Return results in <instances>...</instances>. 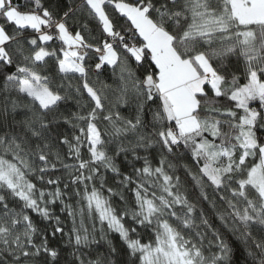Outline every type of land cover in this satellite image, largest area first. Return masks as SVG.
Segmentation results:
<instances>
[{"label":"snow or ice","instance_id":"obj_1","mask_svg":"<svg viewBox=\"0 0 264 264\" xmlns=\"http://www.w3.org/2000/svg\"><path fill=\"white\" fill-rule=\"evenodd\" d=\"M0 264H264V0H0Z\"/></svg>","mask_w":264,"mask_h":264},{"label":"trees","instance_id":"obj_2","mask_svg":"<svg viewBox=\"0 0 264 264\" xmlns=\"http://www.w3.org/2000/svg\"><path fill=\"white\" fill-rule=\"evenodd\" d=\"M17 2H21V0H17ZM80 2H81V0H75V3H76V4H79ZM80 22H81V23H84L83 20H81ZM69 23H71V20L69 21ZM121 23H122V21H121ZM49 43H50V45H51L52 47H58V44H56V43H53V42H49ZM50 63H51V62H50ZM109 72H110V70H109ZM101 79H105V77L102 76ZM107 83L112 84L113 81H112L111 79H107ZM109 96H110V98H111V97H112V93H109ZM24 102H27V101H24ZM123 114H124V115H127V114H128V112H127L126 109H123ZM142 154H143V153H142ZM120 160L122 161V160H123V157H121ZM69 162H71V161H69ZM123 170H124V171H130V169L127 168V166H125ZM55 175H60V173L57 172V173H55ZM179 175H181L182 179L185 178V177H184V173H183L182 171L179 173ZM108 179H109V186H111L112 183L114 182V179H115V178H113V177L111 176V174L109 173V174H108ZM190 183H191V182H190V180H189V184H190ZM209 191L211 192V190H209ZM105 195H107V192H106V191H105ZM194 197H195V193H192V194L190 195V199H193V200H194ZM117 200H118V198H117ZM204 206H205V208H207V205H204ZM58 210H59V208L57 207V211H58ZM33 215H34V214H33ZM208 215H209V218H210V219H213V217H214V213H212L210 210H208ZM34 219H37V220H38L39 218H38V217H35V215H34ZM218 225H219V221H215L214 226H218ZM70 226H71V224H70V222H69V227H70ZM111 238L114 240V242L117 244V246H120V240H119V237H118V236L113 235ZM98 251L103 252V251H104V248L101 247L100 249H98ZM91 258H95V255H93Z\"/></svg>","mask_w":264,"mask_h":264}]
</instances>
